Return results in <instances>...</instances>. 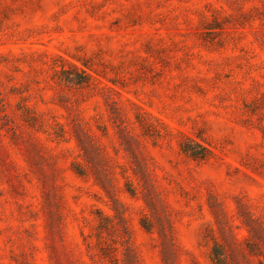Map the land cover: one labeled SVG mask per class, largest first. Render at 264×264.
Segmentation results:
<instances>
[{"label": "rangeland", "instance_id": "obj_1", "mask_svg": "<svg viewBox=\"0 0 264 264\" xmlns=\"http://www.w3.org/2000/svg\"><path fill=\"white\" fill-rule=\"evenodd\" d=\"M0 264H264V0H0Z\"/></svg>", "mask_w": 264, "mask_h": 264}]
</instances>
